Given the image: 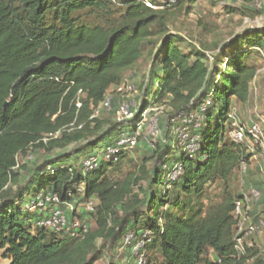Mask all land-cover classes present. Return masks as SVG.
Listing matches in <instances>:
<instances>
[{"label":"trees","instance_id":"1","mask_svg":"<svg viewBox=\"0 0 264 264\" xmlns=\"http://www.w3.org/2000/svg\"><path fill=\"white\" fill-rule=\"evenodd\" d=\"M120 2L125 12L115 15L110 0H0L2 259L9 264H96L103 258L97 249L100 240L116 245L133 232L136 242L130 254L140 243L144 254L157 251V257L147 258L145 264H245L252 249L246 248L245 254L237 251L234 215L235 202L243 196L233 195L229 182L243 163L250 164L253 154L226 138L235 120L229 117L234 102H248L258 76V67L248 60L254 50L264 54V30L245 31L235 40L239 50L230 46L235 56L212 69L203 53H184L181 38H164L155 59L156 86L151 92L146 85L141 87L145 99L136 122L150 101L167 106L174 119L197 112L204 118L198 129L200 152L194 158L184 152L178 157L182 147L173 152L174 141L167 135L166 143L153 148L143 141L152 153L150 160L161 162L160 167L150 176L148 159L141 176L130 174L119 182L109 172L125 160L124 153L88 172L82 161L90 156V149L116 147L122 134L136 131L137 123L107 128L94 115L110 89L120 85L124 74L143 59L144 44L156 34L153 27L166 21L165 10H154L144 0ZM94 16L99 22L88 20ZM115 106L116 101L114 112ZM59 132L58 138H49ZM72 145L73 151L37 169L25 190L20 189L16 197L10 194L21 181V156L36 151L52 154ZM79 159L80 169L70 164ZM179 163L183 173L169 183L164 165ZM218 181L225 187L221 203L193 204ZM41 192L57 195L62 203L97 200L94 214L78 216L87 226L85 219L93 217L97 228L74 231L68 225L57 232L40 227L47 213L30 212L25 201Z\"/></svg>","mask_w":264,"mask_h":264},{"label":"rangeland","instance_id":"2","mask_svg":"<svg viewBox=\"0 0 264 264\" xmlns=\"http://www.w3.org/2000/svg\"><path fill=\"white\" fill-rule=\"evenodd\" d=\"M144 1L154 10L166 11L165 25H156L153 27V31L156 34L144 44L142 49L143 59L136 67L126 72L123 76V82H128L132 87H135L136 93L128 97L125 94H115V87L110 89L109 93L115 99L113 102L116 101V109L120 104L130 102L136 113L138 114L140 112L145 99L144 90L141 87L146 85L150 92L154 91L156 84L153 80V73L157 69L154 66L155 59L158 50L161 49L162 41L167 35H174L181 38L179 46L184 53H193L195 51L203 53L206 58V64L212 69L219 62L224 61L226 57L235 56V52L231 51L230 46L232 45L234 50H239L235 45V40L240 37L242 38L245 31L264 30V11H255L251 7L254 0H184L179 6L170 4L169 2L172 0H157L158 3L156 5L151 4L149 2L150 0ZM110 3L115 9V15L125 12V8L121 5L120 0H110ZM88 20L91 23L99 22V18L95 16L90 17ZM228 47L229 49L226 50ZM251 53L253 54L249 58L248 64L258 67V76L252 84L248 102H234L231 113L235 115L240 125L242 124L248 127L254 123L259 124L263 132L264 140V54L258 50H254ZM162 59L163 55L161 56ZM225 63H227V60H225ZM150 102V107L147 109V121L144 123L143 129L139 132L138 147L124 149L121 153L126 155L125 160L121 164L113 167L109 172L110 178L115 181H123L130 174H138L141 176L140 169L148 159L146 172L150 176L156 168L160 167L161 162L150 160L152 153L146 149L143 141L146 143V140H148L156 145L157 143H166L167 137H169L174 141L172 147L174 152L176 147H183L181 132L184 124L189 121L192 122L193 126L190 136L200 140L198 129L204 121L201 114L195 112L191 115H182L181 118L174 119L170 117L169 113L171 111L167 106L154 105L153 101ZM203 109L205 110L206 106ZM98 117L106 123L107 128L110 125L120 123L126 126L128 122L119 117L114 112V108L110 112L101 111ZM153 121L154 123H152ZM157 125L161 131L159 134L153 133ZM232 130L230 129L229 134H227L226 139L228 142L232 141ZM74 147L72 145L64 150H56L52 154H48L45 151H36L26 156H21L19 158L21 181L18 186L13 188L10 194L16 197L20 189L23 191L27 188L32 179V175L37 169L46 164V162L73 151ZM106 151L107 148L103 147L100 150L90 149L87 152L90 155L102 157ZM183 152L186 153L187 151L182 148L178 153V157ZM80 160H78V163L71 162L70 164H74L80 169ZM245 166V172L243 170L239 171L230 180L229 190L235 196L247 194L251 188L247 184L248 181H252V185H256L261 190L260 202L254 203L249 211L250 222L253 223L258 219L264 220V159L261 156V150L258 149L253 154V159L250 164ZM146 181L142 183L144 188L147 187ZM224 195V184L218 181L209 186L201 197L194 199L192 202L197 206L201 204L204 207H209L212 204L221 203L224 200ZM32 196L25 201V207L30 204V199L34 198ZM174 213L178 215L182 214L178 210H174ZM85 221L88 224L89 230L94 231L97 228L96 221L93 217L87 216ZM251 241L253 248L247 254L245 264H264V230ZM135 242L136 239L133 232H130L127 237L123 238L116 245L112 244V242L105 243L100 240L97 243V249L103 254V258L96 264H136L137 259L143 253L142 249L144 247L140 243L134 249L133 253L130 254L129 248ZM156 253V249H151L143 254L145 259L151 257L153 260L157 257L155 255ZM0 264H9V262L2 259L1 251Z\"/></svg>","mask_w":264,"mask_h":264},{"label":"built area","instance_id":"3","mask_svg":"<svg viewBox=\"0 0 264 264\" xmlns=\"http://www.w3.org/2000/svg\"><path fill=\"white\" fill-rule=\"evenodd\" d=\"M177 1L172 0L169 2L170 4H175ZM251 7L255 11H264V0H254L251 4ZM136 93L135 87H132L128 82H122L120 85L115 87V94L118 95H128L130 97ZM83 95L82 92L79 94ZM210 101L206 104L210 105ZM113 105V97L109 93L105 98L101 108H99L94 117H98L101 111L110 112L112 111ZM77 107H81V102L77 101ZM134 107L130 102H125L120 104L117 108L116 114L125 119V121L133 123L135 126L137 116ZM147 110L142 112L141 120L137 123L136 131L133 134L124 133L121 135V139L119 140L116 147L108 148L105 154L100 157L96 155L87 156L82 161V166L86 172L97 169L100 166L101 161H110L116 160L118 155L125 149H134L137 147L139 143V132L143 129L144 123L147 121ZM231 119H235L232 123V143L238 145H245L249 149V153L254 154L258 149L261 150V156L264 159V140H263V132L261 126L259 124H252L251 126H243L240 125L237 121L235 115L233 113L229 116ZM154 123V121L152 122ZM156 134H159L161 131L158 128V125L155 126ZM192 122L189 121L184 124L181 137L183 139V149L186 150L187 155L190 158H194L200 152V144L198 138H193L190 136L192 134ZM134 128V127H133ZM152 132V131H151ZM60 136V132L50 135L49 138H58ZM48 139H45L47 141ZM149 145L153 148L154 143L146 140ZM247 164L243 163L241 166V170L243 172L246 171ZM240 170V171H241ZM164 171L166 172L167 179L169 183H173L178 181L180 176L183 173L182 164H176L170 166L169 164L164 165ZM251 188L250 192L242 195L243 197L235 202V217L238 220L237 223V234H236V249L240 254H245L246 248L252 249V239L259 235L264 230V220H260L257 223L250 222L249 211L251 206L254 203H257L261 200V191L255 188L252 185V181H248L247 183ZM84 189L79 188L78 192L83 194ZM98 201L91 199L85 202L73 201L71 203H62L60 198L57 195H53L51 193L41 192L37 194L32 202L27 205V210L30 212H39V213H47L45 217L41 221H39L38 225L42 228H47L51 230H55L60 232L68 225L73 228L74 231H79L81 228L85 229V232L89 231L87 225L83 224V222L78 218L82 213L94 214L96 212ZM251 241V242H250ZM139 264H145L146 259L144 254H142L138 259Z\"/></svg>","mask_w":264,"mask_h":264},{"label":"crops","instance_id":"4","mask_svg":"<svg viewBox=\"0 0 264 264\" xmlns=\"http://www.w3.org/2000/svg\"><path fill=\"white\" fill-rule=\"evenodd\" d=\"M253 159V158H252ZM252 161V160H251Z\"/></svg>","mask_w":264,"mask_h":264}]
</instances>
